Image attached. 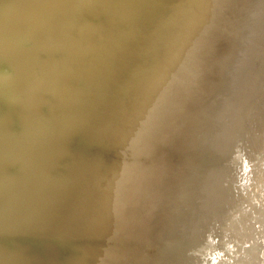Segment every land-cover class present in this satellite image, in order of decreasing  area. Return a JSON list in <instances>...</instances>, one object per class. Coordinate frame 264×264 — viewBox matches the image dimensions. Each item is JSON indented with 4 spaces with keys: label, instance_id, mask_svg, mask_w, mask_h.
Returning a JSON list of instances; mask_svg holds the SVG:
<instances>
[{
    "label": "water",
    "instance_id": "water-1",
    "mask_svg": "<svg viewBox=\"0 0 264 264\" xmlns=\"http://www.w3.org/2000/svg\"><path fill=\"white\" fill-rule=\"evenodd\" d=\"M264 226V0H0V264H242Z\"/></svg>",
    "mask_w": 264,
    "mask_h": 264
},
{
    "label": "bare ground",
    "instance_id": "bare-ground-1",
    "mask_svg": "<svg viewBox=\"0 0 264 264\" xmlns=\"http://www.w3.org/2000/svg\"><path fill=\"white\" fill-rule=\"evenodd\" d=\"M242 264H264V226Z\"/></svg>",
    "mask_w": 264,
    "mask_h": 264
}]
</instances>
